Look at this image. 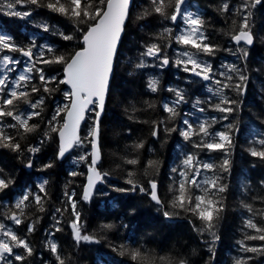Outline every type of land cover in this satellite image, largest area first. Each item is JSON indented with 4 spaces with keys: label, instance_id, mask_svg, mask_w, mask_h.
I'll return each instance as SVG.
<instances>
[{
    "label": "snow or ice",
    "instance_id": "obj_1",
    "mask_svg": "<svg viewBox=\"0 0 264 264\" xmlns=\"http://www.w3.org/2000/svg\"><path fill=\"white\" fill-rule=\"evenodd\" d=\"M262 3L264 0H240L233 7L228 0H221L216 10L239 18L231 20L228 30H221L222 34L237 45L235 49L212 42L206 32L208 22L203 14L198 8L196 11L188 10L189 7H197L190 0H148L147 5L135 17L137 21L159 17L178 25V30L164 27L161 32L150 35L148 39L134 41L137 54L135 58L128 60L133 69L129 74L142 72L148 67L165 69L172 66L198 78L210 94L207 99L197 97L190 100L187 89L169 86L166 91L171 94L170 98L159 104L167 115L160 120L151 121L152 137L159 138L163 127L168 135L178 132L183 142L196 150L184 152L179 164L170 169L171 183L165 202L156 178L161 167L160 161L149 159L143 165L146 184L138 176L136 169L141 164L140 153L145 148L143 140L133 141L128 146V152L134 155L120 157L121 163L116 165L118 169L124 165L132 166L124 169L126 175L123 177V184L127 187L110 183L108 177L111 172L100 168L101 121L120 58V48L128 33V21L132 18L133 0H0V13L22 20L38 15V10H46L49 17L35 23V27L59 36L66 42L78 41L71 52H61L51 44H38L35 37H30L28 43L21 44L13 36L0 32V149L25 156L24 166L33 168V158L45 144L51 142L55 144L54 159L42 163L38 171L51 169L56 160H63L68 156L73 157V163L77 166L84 164L87 168L86 173L76 170L68 173L71 177L86 176L79 201L74 199L77 195L75 190L68 191V185L73 183L69 181L65 185L61 206H53L50 213L52 223L44 229L47 235L43 246L55 258V264H67L55 240V234L64 231V221L60 217H64L65 213L71 217L67 219V224L77 246L81 243H100L95 235L86 232L79 202H89L97 193L108 195V192L99 188V185L104 184L116 193L145 194L165 219L188 218L193 231L209 235L213 244L220 239L218 229L225 219L228 208L226 194L230 187L225 183V174L231 173L230 157L237 146L234 137L239 133L238 125L229 121V117L242 106L240 98L247 93L249 76L246 68L242 69L235 63L222 61L217 67L211 60L222 51L236 55L238 59H247L249 52L240 45L254 44L253 9ZM52 16L68 21L72 25V31L62 30L58 24L50 23ZM173 43L179 48L170 55L167 49ZM13 54H19V58ZM20 58H24L23 61ZM22 63L23 67L16 74ZM51 66H60L62 71L47 75L45 68ZM61 85L65 87L61 88ZM146 88L151 93L163 90L156 76L148 77ZM60 92L63 93L64 102L55 101L56 94ZM228 92H235L236 98L230 97ZM49 99L53 101V107L50 115L45 116ZM189 102L195 112L203 114L211 110L223 115L196 117L193 120L189 117H193L194 112H184L183 126H169L171 121L181 117L180 106ZM144 104L146 109L157 107L151 101H144ZM21 105L26 108L22 109ZM137 111L139 109L133 106L128 119L140 122ZM37 119L40 123L32 122ZM89 119L92 123L84 133L82 123ZM222 121L229 122L223 126L224 130H216L215 126ZM37 135L39 139L36 143L21 142ZM77 150L79 155H73ZM244 151L250 157L264 162V132ZM217 153L219 156L214 157L213 154ZM201 154L207 158H201ZM15 183V178L0 168V201L5 196H10ZM48 183L46 179L38 181L35 190H24L11 206H5L7 211H0V218L15 226L10 227L0 222V264H28L29 258L36 255L29 237L37 231L43 217L35 215L30 218L26 210L34 208L36 213H48ZM260 183L264 187V180ZM253 199L264 202V197L257 196ZM241 207L249 214L243 221L244 237L237 241L240 251L245 255L233 257V264H250L256 256L264 257V243L259 246L246 243L264 242V208H255L253 204L243 200ZM135 213V208L129 209V215ZM21 225L26 228L23 234L19 231ZM112 228L110 223L101 225L102 230ZM111 250L121 257H130L137 264H155L156 261L154 256L141 248L121 244L111 246ZM247 253L254 255L249 256ZM159 261L160 264H173L165 256L159 257ZM40 264L47 262L41 261ZM97 264L109 262L100 256ZM178 264H187V261L181 259Z\"/></svg>",
    "mask_w": 264,
    "mask_h": 264
},
{
    "label": "trees",
    "instance_id": "obj_2",
    "mask_svg": "<svg viewBox=\"0 0 264 264\" xmlns=\"http://www.w3.org/2000/svg\"><path fill=\"white\" fill-rule=\"evenodd\" d=\"M191 1L197 6L195 9L198 8L207 20L206 32L212 42L220 44L222 47L235 49L237 45H233L230 38L222 34L221 30H228L231 20L239 18L233 17L231 14L218 12L216 9L221 4V0ZM228 2L234 7L240 3V0H228ZM147 3L148 0H133L132 18L128 21V33L120 48V58L111 81L110 92L106 97V107L101 121L100 145L102 160L100 168L102 171L111 172L108 177L110 183L127 187L123 184V177L126 175L124 169L132 166L124 165L123 168L118 169L116 165L121 163L120 157L126 154L134 155V153L128 152V146L133 141L143 140L145 148L140 153L141 164L136 169L138 176L146 184V180L143 178V165L149 159L160 161L161 167L156 178L159 181L160 194L165 197V202H167V189L171 183L172 175L170 169L179 164L184 152H195L196 150L190 144H185L178 132L168 135L163 127L160 129L159 138H153L151 136V121L160 120L167 115L159 107V104L162 100L170 98L171 94L166 91L169 86H179L187 89L190 100L197 97L207 99L210 94L204 91L205 84L197 79L190 78L189 74L177 72L172 66L160 70L146 68L142 72L129 74L133 69L128 64V60L129 58H135L137 54V45L134 44V41L140 38L148 39L150 35L161 32L164 27L176 30V25H172L171 21H165L159 17L149 18L147 21H137L136 15ZM38 12V15L34 14L28 20L0 13V32L13 36L17 43L25 44L28 43L30 37H35L38 44H51L61 52H71L77 46L78 41L66 42L61 40L59 36H53L51 33H45L35 27V23L49 17L46 10H38ZM253 12L255 41L251 47L247 48L249 52L247 59H238L236 55L222 51L217 53V56L211 60L217 67L222 61L235 63L242 69L246 68V74L249 76L247 93L240 98L243 101L242 106L234 115L229 117V121L238 125L239 133L234 137L237 146L230 157L232 160L231 173L230 175L225 174V183H228L230 187L229 192L226 194L228 208L225 219L218 229L220 239L213 244L209 235H200L193 231L188 218L165 219L157 211V206L151 203L145 194L139 192L116 193L104 184L99 188L108 192V195L97 193L89 202H79L86 232L95 235L100 243H81L77 246L72 239L71 229L67 224V219H71L70 215L65 213L64 217H60L64 221V231L56 233L55 240L58 242L60 253L66 258L67 264H97V259L100 256L106 258L109 264H137L130 257H121L111 250V246L121 244L130 248H141L144 252L156 258L155 264H160L159 257L161 256L169 257L173 264H178L181 259L187 261V264H233V257L245 255L240 251L237 244V241L242 240L244 237L242 231L243 221L249 215L241 207V201L251 203L255 208H264V202L253 199L257 196L264 197V187L260 183L264 180V162L250 157L244 151L256 139L253 136V131L264 132V3L257 5ZM50 23L58 24L62 30L72 31V25L61 17L52 16ZM173 45L175 44L173 43ZM13 55L19 57V54ZM20 67L18 66L17 73ZM58 71H62L60 66L45 68L47 75H54ZM149 76L159 78L162 91L151 93L147 90L146 82ZM193 80L197 82L191 83ZM36 82L38 83V80ZM61 88H64V86L61 85ZM227 94L236 98L235 92H228ZM55 101L64 102L62 92L56 94ZM144 101H151L157 107L146 109ZM133 106L139 109L136 115L140 122L128 119ZM52 107L53 101L49 99L44 113L45 116L50 115ZM180 107L181 117L171 121L169 126H183L184 112H194V116L189 117L193 120L196 117L223 115L211 110L203 114L195 112L190 102ZM21 108L24 109L26 106L21 105ZM143 121H148V123ZM229 121H222L217 124L215 126L216 130H224L223 126ZM9 122L11 121L9 120ZM32 122L40 123V120L37 119ZM91 123L92 121L89 119L82 124L84 133L87 132ZM38 139L37 135L21 142L23 144L36 143ZM54 156L55 144L49 142L33 158L35 166L27 168L24 166L26 163L25 156H18L8 150L0 149V168H3L6 173H10L16 180L10 196H5L0 201V211H7L5 206H11V203H14L16 197L24 190H35L38 181L46 179L49 182L47 185L50 195V200L47 202L48 213H36L34 208L26 210L29 212L30 218H34L35 215L43 217L37 226V231L29 237L32 246L36 249V255L29 258L28 264H40L41 261H45L47 264H55V258L43 246L47 235L44 229L52 223L50 213L53 206H61L60 201L63 198L65 185L69 181H73V183L68 185V191L75 190L77 194L74 199L79 201L82 193L84 176L71 177L68 173L72 170L85 173L84 164L73 168L68 164L69 156L61 162L56 160L55 166L51 169L37 170L42 163L54 159ZM213 156L218 157L219 154H213ZM201 158L206 159L207 157L201 154ZM130 208L136 209L135 215H129ZM257 219L259 220V218ZM103 223H110L113 228L102 230L101 225ZM19 231L23 234L26 231L25 226L21 225ZM246 243L259 246L264 242L247 241ZM246 255L251 256L254 254L247 253ZM250 264H264V257L256 256Z\"/></svg>",
    "mask_w": 264,
    "mask_h": 264
},
{
    "label": "rangeland",
    "instance_id": "obj_3",
    "mask_svg": "<svg viewBox=\"0 0 264 264\" xmlns=\"http://www.w3.org/2000/svg\"><path fill=\"white\" fill-rule=\"evenodd\" d=\"M192 4V3H191ZM187 7V6H186ZM188 10L189 11H195L196 9H195V7H189L188 8ZM176 30H178V25L176 26ZM176 30H174V31H176ZM179 48V46L178 45H173L172 47H170V48H168L167 49V51L169 52V54L171 55V54H173L174 52H175V50L176 49H178ZM19 58V57H18ZM22 61H23V58H20ZM21 67H20V69L23 67V63L20 65ZM148 68H153L154 69V67H148ZM173 69H175L177 72H182V71H179L177 68H175V67H172ZM20 69H19V71H20ZM155 69H158V68H155ZM19 73V72H18ZM18 73H16V74H18ZM203 89H204V91L206 92L207 91V88H206V86L204 85V87H203ZM208 92V91H207ZM259 135H260V133H258L257 131H253V136H255L256 138H259ZM73 155H79V150H77L76 151V153L75 154H73ZM68 164L70 165V166H72L73 168H77L78 166H80V165H76V164H74L73 163V157L72 156H69L68 157ZM84 168H86V165H84ZM0 222H3V223H6L5 222V220H3L2 218H0ZM6 224H8L10 227H14V225H12L11 224V222L9 221V223H6Z\"/></svg>",
    "mask_w": 264,
    "mask_h": 264
},
{
    "label": "water",
    "instance_id": "obj_4",
    "mask_svg": "<svg viewBox=\"0 0 264 264\" xmlns=\"http://www.w3.org/2000/svg\"><path fill=\"white\" fill-rule=\"evenodd\" d=\"M232 43V42H231ZM233 45H235L234 43H232ZM241 45H243V44H241ZM243 46H245V47H247V48H249V47H251V46H247V45H243ZM191 77H193V76H191ZM193 78H196V77H193ZM203 83V82H202ZM65 87V86H64ZM83 124V123H82ZM154 138V137H153ZM57 161H59V162H61L62 160H57ZM86 171H87V168H85V173H86ZM84 183H86V176H84ZM99 186H101V185H99ZM148 199H149V197H148ZM149 201H150V199H149ZM151 202V201H150ZM151 203H153V202H151ZM154 204V203H153ZM155 205V204H154Z\"/></svg>",
    "mask_w": 264,
    "mask_h": 264
},
{
    "label": "flooded vegetation",
    "instance_id": "obj_5",
    "mask_svg": "<svg viewBox=\"0 0 264 264\" xmlns=\"http://www.w3.org/2000/svg\"><path fill=\"white\" fill-rule=\"evenodd\" d=\"M190 3H192L193 4V2L190 0ZM172 24V23H171ZM172 25H175V24H172ZM159 69V68H158ZM160 70V69H159ZM13 203H11V205H12ZM6 223H9V221H5Z\"/></svg>",
    "mask_w": 264,
    "mask_h": 264
}]
</instances>
